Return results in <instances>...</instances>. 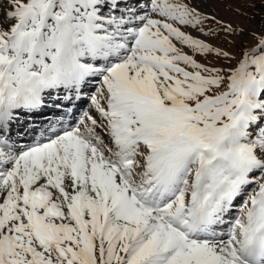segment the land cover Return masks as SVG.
<instances>
[{
	"label": "snow or ice",
	"instance_id": "snow-or-ice-1",
	"mask_svg": "<svg viewBox=\"0 0 264 264\" xmlns=\"http://www.w3.org/2000/svg\"><path fill=\"white\" fill-rule=\"evenodd\" d=\"M0 264H264V0H0Z\"/></svg>",
	"mask_w": 264,
	"mask_h": 264
},
{
	"label": "rangeland",
	"instance_id": "rangeland-1",
	"mask_svg": "<svg viewBox=\"0 0 264 264\" xmlns=\"http://www.w3.org/2000/svg\"><path fill=\"white\" fill-rule=\"evenodd\" d=\"M237 6L241 7L242 9H244L245 11H248V12H253V11H255L257 13L260 12L259 6H257V8H255V9H249L247 7V5H245V4H240V5L234 4L233 5V7H237ZM216 10H218L219 14L221 16H223L225 19H231V20H233L235 22H238V23H241V24H244V25H248V21L247 20H245L241 16H237L235 13L231 12L230 10H228L224 5L217 6ZM258 20H259V16H257L256 21H253L252 24L249 25V26H254V27L258 28L259 27Z\"/></svg>",
	"mask_w": 264,
	"mask_h": 264
},
{
	"label": "bare ground",
	"instance_id": "bare-ground-1",
	"mask_svg": "<svg viewBox=\"0 0 264 264\" xmlns=\"http://www.w3.org/2000/svg\"><path fill=\"white\" fill-rule=\"evenodd\" d=\"M44 118H50V117H41V119H44ZM28 119H32V117H25V116L20 117L21 122H24L25 120H28Z\"/></svg>",
	"mask_w": 264,
	"mask_h": 264
},
{
	"label": "trees",
	"instance_id": "trees-1",
	"mask_svg": "<svg viewBox=\"0 0 264 264\" xmlns=\"http://www.w3.org/2000/svg\"><path fill=\"white\" fill-rule=\"evenodd\" d=\"M258 22H259V20H258Z\"/></svg>",
	"mask_w": 264,
	"mask_h": 264
}]
</instances>
